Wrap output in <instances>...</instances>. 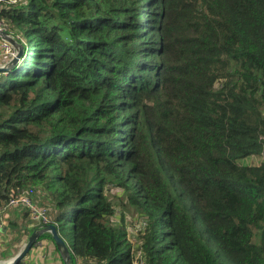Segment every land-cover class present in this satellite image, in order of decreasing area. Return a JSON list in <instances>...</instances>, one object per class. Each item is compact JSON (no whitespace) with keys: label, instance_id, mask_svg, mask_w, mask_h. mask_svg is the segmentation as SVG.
I'll list each match as a JSON object with an SVG mask.
<instances>
[{"label":"trees","instance_id":"trees-1","mask_svg":"<svg viewBox=\"0 0 264 264\" xmlns=\"http://www.w3.org/2000/svg\"><path fill=\"white\" fill-rule=\"evenodd\" d=\"M0 21L23 47L2 205L35 188L71 264H264V0H1Z\"/></svg>","mask_w":264,"mask_h":264},{"label":"crops","instance_id":"crops-1","mask_svg":"<svg viewBox=\"0 0 264 264\" xmlns=\"http://www.w3.org/2000/svg\"><path fill=\"white\" fill-rule=\"evenodd\" d=\"M26 210L6 208L2 212L1 223L4 226L0 229V262H11L24 248L28 241L27 235H21L17 241L14 237H18V228L15 225H23L29 221V214L24 216ZM31 220V219H30ZM33 223L28 225V230L32 229ZM34 232V231H33ZM32 234V233H31ZM30 234V235H31ZM26 264H61V255L55 249L53 243L47 239L38 241L25 257Z\"/></svg>","mask_w":264,"mask_h":264},{"label":"built area","instance_id":"built-area-1","mask_svg":"<svg viewBox=\"0 0 264 264\" xmlns=\"http://www.w3.org/2000/svg\"><path fill=\"white\" fill-rule=\"evenodd\" d=\"M1 1V0H0ZM9 3H16L17 0H8ZM0 29L8 31V28L0 21ZM11 35V34H10ZM12 36V35H11ZM0 54L14 57L16 48L0 36ZM36 189L32 187L17 188L11 191L5 205L0 203V229L2 226L1 216L6 208L24 209L29 212L31 219L39 224L47 225L50 221V214L47 208L42 207L36 200ZM135 264H146L141 253H137Z\"/></svg>","mask_w":264,"mask_h":264},{"label":"water","instance_id":"water-1","mask_svg":"<svg viewBox=\"0 0 264 264\" xmlns=\"http://www.w3.org/2000/svg\"><path fill=\"white\" fill-rule=\"evenodd\" d=\"M0 36L3 39L10 42L16 48V54L14 55L12 60L7 65L0 67V72H1L10 68L14 63H16L19 60V58L23 54V47L21 44L17 43L15 39L7 31L0 29ZM46 232H50L52 234L55 245L57 246L61 257L64 259L65 264H71L70 248L68 247L66 241L60 236L58 229L54 224H48L44 226L42 229L32 232L22 251L11 262L9 263L0 262V264H15L21 259H24L27 253H29L32 247L37 243L39 237Z\"/></svg>","mask_w":264,"mask_h":264},{"label":"rangeland","instance_id":"rangeland-1","mask_svg":"<svg viewBox=\"0 0 264 264\" xmlns=\"http://www.w3.org/2000/svg\"><path fill=\"white\" fill-rule=\"evenodd\" d=\"M18 1V0H17ZM13 57L9 55L3 56L0 54V67L7 65ZM263 159L258 156H251L241 159L240 162L243 164H259ZM49 211V210H48ZM119 217L123 215V223L128 233L129 240L134 244V248L137 247L136 231L144 225L142 218L133 213L130 209L119 210ZM121 215V216H120ZM4 226L2 223L1 228ZM62 264V263H61Z\"/></svg>","mask_w":264,"mask_h":264}]
</instances>
